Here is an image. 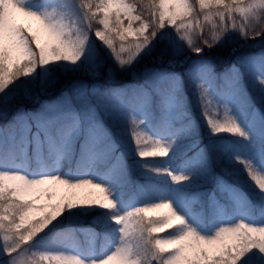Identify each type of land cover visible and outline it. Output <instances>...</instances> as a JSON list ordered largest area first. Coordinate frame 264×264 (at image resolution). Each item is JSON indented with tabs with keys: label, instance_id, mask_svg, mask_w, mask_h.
<instances>
[{
	"label": "snow or ice",
	"instance_id": "1",
	"mask_svg": "<svg viewBox=\"0 0 264 264\" xmlns=\"http://www.w3.org/2000/svg\"><path fill=\"white\" fill-rule=\"evenodd\" d=\"M0 264H264V0H0Z\"/></svg>",
	"mask_w": 264,
	"mask_h": 264
},
{
	"label": "rangeland",
	"instance_id": "2",
	"mask_svg": "<svg viewBox=\"0 0 264 264\" xmlns=\"http://www.w3.org/2000/svg\"><path fill=\"white\" fill-rule=\"evenodd\" d=\"M129 39H133V37H129ZM103 211V210H102ZM99 250V249H98Z\"/></svg>",
	"mask_w": 264,
	"mask_h": 264
}]
</instances>
